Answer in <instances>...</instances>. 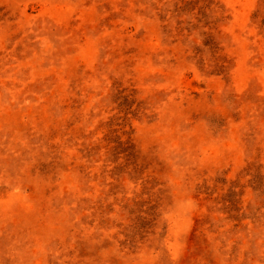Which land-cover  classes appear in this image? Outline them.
<instances>
[{
  "label": "rangeland",
  "instance_id": "374dc122",
  "mask_svg": "<svg viewBox=\"0 0 264 264\" xmlns=\"http://www.w3.org/2000/svg\"><path fill=\"white\" fill-rule=\"evenodd\" d=\"M0 264H264V0H0Z\"/></svg>",
  "mask_w": 264,
  "mask_h": 264
}]
</instances>
